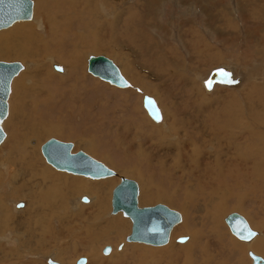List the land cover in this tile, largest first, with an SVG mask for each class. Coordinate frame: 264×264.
<instances>
[{"label":"rangeland","instance_id":"rangeland-1","mask_svg":"<svg viewBox=\"0 0 264 264\" xmlns=\"http://www.w3.org/2000/svg\"><path fill=\"white\" fill-rule=\"evenodd\" d=\"M75 1L77 7L68 5V0H34V18L42 20L45 25L37 31L44 39L49 40L50 37V24L45 22L46 18L48 20L52 13L59 16L57 19L55 16L50 17L55 18L57 24L51 20L54 25L51 31H58L57 38L45 45L52 47L55 44L50 53L43 49L42 43V46L35 43L31 49L33 55L27 59L0 56V61H20L25 66L13 81L9 114L3 122L6 139L0 146V171L5 176L0 180V219L8 216L13 219L6 227L0 228V264H48L45 257L51 255L53 249L58 250L55 257L61 264H76L81 257L87 258L86 264H184L190 259H193V264H251L247 253L250 244L230 232L224 217L239 212L247 218L253 229L264 236V0H95L93 5L98 9L94 11V18H91L93 15L88 10V0ZM69 8L71 12H76L78 18H73V22L67 24L72 30L67 39L66 33L61 30L67 32L64 28L67 21L62 15L66 13L68 16ZM72 8L76 9L73 11ZM118 14L120 20L127 18L126 23L136 27L137 34L125 31L126 24L113 32L102 29L100 34L92 33V29L98 32L105 27L104 23H112ZM97 16L103 19V23L98 22ZM33 20L22 22L29 25L33 24ZM22 22L0 30V35L17 28ZM95 42L102 44L101 47H94ZM219 51L227 59H219ZM90 54H104L113 59L131 82V88H115L90 74L87 71ZM48 56H52L56 65L63 68L62 72L55 70L52 63L46 60ZM72 61L76 64L75 73L71 71ZM221 64L234 66L246 75L257 72L254 75L256 78L252 77L253 74L247 75V81L238 89L232 88L237 85L236 82L231 85L221 75L210 80V88L207 83L204 85L202 79L210 69L229 67ZM226 71L231 73V78L239 76L231 69ZM134 80L144 81L153 90L145 92L139 89ZM145 93L157 99L163 111V123H155L144 110L142 97ZM128 96L131 97L132 105L124 106ZM134 103L137 110L133 114L137 115V111L139 114L132 118L129 124L132 129H129L126 122L133 114L128 117L121 109L128 114ZM179 114H186L188 119H182ZM109 115L110 118H107ZM46 120L61 126V132H51L46 128L40 130L39 135L30 133V124L43 122L47 125ZM136 123L140 125L136 127ZM187 125L189 128L184 127ZM110 128L116 131L114 135L108 131ZM16 134L21 138L22 148L27 146L28 151L38 154V163H41L37 167L39 169L45 166L56 174L81 178L87 183L114 180L109 189L106 213L94 216L92 204L96 195L90 192L73 194L66 201L56 197L52 216L48 214L49 202L46 199L39 202L17 196L13 189L20 183V178L12 176L25 171V168L7 160ZM156 137L161 138L157 140ZM50 138L73 142L76 150L83 149L119 174L134 179L139 185L140 207L161 203L179 211L183 221L172 230L170 241L162 246L128 242L127 245L125 237L131 232L132 221L121 212L111 215L112 191L119 183V177L92 180L55 169L41 153V146ZM115 138L121 140L120 144L115 142ZM245 143L247 153L245 146L239 147ZM141 156L147 162H138ZM257 163H262L263 170L259 175L251 169ZM205 170L209 175L212 171L218 173L216 193H221L223 188L235 195L223 197L215 193L217 205L222 211L215 227L234 239L232 243L210 230L213 211L208 201L212 199L210 191L213 184L203 178ZM235 171L247 177L241 179L240 174L233 176ZM252 179H259L260 183L254 185ZM148 185L153 193L168 191L175 193V198L149 201L143 192ZM191 192L196 196L185 197ZM83 194L89 196L92 202L79 204L77 208L71 207V201ZM182 200L183 205H179ZM13 201L26 204L18 208ZM37 206L43 208V211L38 209L41 213H35ZM81 209H85L84 219L77 216ZM115 216L129 221L122 236L110 241L101 240L95 249L88 251L75 243V238L69 243L62 238L63 241H36L35 245L28 246L12 242L16 237L28 235L21 226V220L27 217L43 219L42 223H32V228H39L36 234L45 232L44 226L49 224L55 231L58 230L59 220L66 217L74 227L79 228L78 233L93 235L96 225ZM183 222L188 223L190 229H199V241L193 246L191 255L177 250L166 252L172 243L181 245L190 241L192 231L180 230ZM66 235L68 237V233ZM180 237H187V241L179 242ZM122 243L125 245L118 249ZM86 244L91 246L92 240ZM107 245L112 247L109 255L103 253ZM256 253L264 257V253Z\"/></svg>","mask_w":264,"mask_h":264},{"label":"bare ground","instance_id":"bare-ground-1","mask_svg":"<svg viewBox=\"0 0 264 264\" xmlns=\"http://www.w3.org/2000/svg\"><path fill=\"white\" fill-rule=\"evenodd\" d=\"M93 1L95 0H88V5L87 7L89 12L92 13L93 16H91V18L93 17L94 18V11L97 10V6L93 5ZM124 2V1H123ZM150 2V1H149ZM148 2V3H149ZM71 4H74L76 6L77 4V1L75 0H68V5H71ZM138 4V3H137ZM78 6V5H77ZM76 6V7H77ZM131 7V6H130ZM67 8V7H66ZM76 8H72V10L74 11ZM71 8L67 9V12L68 13V16L66 15V13H64L62 16H64V18L66 19V25H64V28L67 29V32L64 31V29L61 30V32L63 33H66V38L67 36H70L72 30H70L68 27H67V24L70 23V22H73V18H78V15L76 14V12H71L70 11ZM137 11V10H136ZM75 13V15L73 16V14ZM98 13V12H97ZM58 15H60L58 13ZM51 16H55V18L57 19V17L59 16H56L55 13H52L48 18H46L45 22H48L49 27L50 29L48 31L49 32V40H46L43 38V35L41 36L40 34V31H37V29L41 28L42 27H45V25L42 24V20L40 19H37V18H34L33 24H27V23H23L22 21H19L22 22L21 25H17V28H13L11 29L10 31L4 33V34H1L0 35V56H3V55H9V56H13V57H16V58H24V59H27L28 56H32L33 53L31 52V49L34 47L35 43L38 44L39 46H42L41 43L44 45L43 49L44 50H49L48 53H50L51 51V48L53 46H55V44L52 46V47H46L45 45H47V42H50L52 40H55L57 38V28H56V31L57 32H54V31H51L52 27L54 26L53 24H51V20L56 24L55 22V18L52 17V19L50 18ZM115 19L113 20L112 23H104L105 27L101 28L100 30H98V32L96 31H93V29L91 30L92 33H101L102 29L107 31V32H113L115 30H118L119 27H121L122 24H126V29L125 31L127 32H132L134 34H137V31H136V27H133L131 25V23H126L127 22V18L126 19H122L120 20V15L118 14L115 15ZM87 17V16H86ZM112 17V16H111ZM127 17V16H126ZM128 17H131V16H128ZM114 18V17H113ZM97 19L98 22H102L103 19H101V17L97 16ZM166 19V18H165ZM92 20V19H91ZM57 21V20H56ZM83 22H86L88 23V21L84 20ZM105 22V21H104ZM44 23V22H43ZM94 23H97V22H93ZM103 23V22H102ZM108 24V25H107ZM28 25V26H27ZM57 25V24H56ZM89 25V23H88ZM107 25V26H106ZM61 26V24L59 25ZM110 29H109V28ZM61 28V27H60ZM132 28V29H131ZM41 32H43L41 30ZM47 33V32H46ZM60 33V32H59ZM85 34V33H84ZM83 34V35H84ZM113 34V33H112ZM127 34V33H126ZM93 35V34H92ZM107 36V35H106ZM109 36V35H108ZM247 36V35H246ZM84 37V36H83ZM98 37V36H97ZM258 37L257 36V40H258ZM72 38V37H71ZM99 38V37H98ZM102 38V37H101ZM116 38V37H115ZM255 38V37H254ZM68 39V38H67ZM261 39V38H260ZM78 40V39H77ZM85 40V38H84ZM262 40V39H261ZM62 42V41H61ZM122 42V41H121ZM124 42V41H123ZM257 42V41H256ZM263 42V41H262ZM125 43V42H124ZM102 44L100 43H97L95 42L94 43V47H101ZM131 45V44H130ZM129 45V46H130ZM263 45V44H262ZM79 46V45H78ZM124 46V45H123ZM75 47V46H74ZM131 47V46H130ZM128 48V47H127ZM162 48V47H161ZM9 49V50H8ZM121 49V48H120ZM54 50V49H52ZM208 51V49H207ZM259 51V49H258ZM39 52V51H38ZM231 52H229V55L231 56L230 54ZM168 54V53H167ZM228 54V53H227ZM225 53V55H227ZM51 55V54H50ZM104 55V54H103ZM158 55V54H157ZM206 55V53H205ZM209 55V54H208ZM162 56V55H161ZM250 56V55H249ZM6 57V56H5ZM219 59H227L226 57H224L223 55H221L220 51L218 52V56H217ZM228 57V56H227ZM253 57V56H251ZM47 61H50L52 63V66H56V63H55V59L52 57V56H48L46 57ZM262 58V57H261ZM231 59V58H230ZM252 59V58H251ZM1 60V59H0ZM253 60V59H252ZM264 60V59H263ZM229 61V60H228ZM231 62V61H230ZM264 62V61H263ZM247 63V62H246ZM253 64V63H252ZM221 65H228L229 67H226L224 68V70H232L234 71V73L236 75H239V79H241L240 83L238 85H235L233 86L232 88H240L241 85L246 81V74L244 72H242L241 70L238 69L237 71V68L234 67V66H231L229 64H221ZM71 71L73 73L74 70H75V67H76V64L72 61L71 62ZM125 66V64L123 65ZM219 66V65H218ZM261 67V65H260ZM263 67V66H262ZM25 68V66H24ZM223 69V68H220V67H214L212 69H210L209 73L207 74L206 77L203 78V83L204 85H206V82L210 81L212 79V77L215 75V69ZM255 69V68H254ZM214 70V71H213ZM159 72V71H158ZM21 73V72H20ZM91 74V73H90ZM253 76L257 74V72H253L252 73ZM124 75V74H123ZM220 75V74H219ZM125 76V75H124ZM250 76H251V73H250ZM96 77V76H95ZM255 77V76H254ZM98 78V77H97ZM178 78V77H177ZM256 78V77H255ZM175 79V78H174ZM135 81V85H138L139 86V89L142 88V90H145L146 91H152V86L148 85L147 83H145L144 81H141V80H134ZM182 81V80H181ZM188 81V80H187ZM193 81V80H192ZM195 81V80H194ZM193 81V82H194ZM234 82L236 80H233ZM189 82V81H188ZM186 83V82H185ZM188 84V83H187ZM191 84V83H190ZM193 84V83H192ZM231 85L233 83H230ZM186 85V84H185ZM216 87V86H215ZM214 87V89H215ZM251 88V87H250ZM196 89V87H195ZM213 89V90H214ZM218 89V88H217ZM212 90V91H213ZM251 90V89H250ZM157 91V90H156ZM130 92V91H129ZM252 92V90L250 91ZM158 93V91L156 92ZM198 93V92H197ZM146 94V93H145ZM199 94V93H198ZM232 94V93H231ZM250 94V93H249ZM254 94V93H252ZM149 95V94H148ZM156 95V94H155ZM205 95V93H204ZM203 95V96H204ZM234 96V95H233ZM200 97V96H199ZM207 97V96H206ZM143 98L144 96L142 97V104H143ZM203 99V98H202ZM215 99V98H214ZM212 101V100H211ZM207 102V101H206ZM205 102V103H206ZM161 103V102H160ZM211 103V102H210ZM208 103V104H210ZM204 104V103H203ZM227 104V103H226ZM234 105V104H233ZM207 106V104H206ZM160 107V105H159ZM161 109V107H160ZM164 110V109H163ZM162 111V109H161ZM147 112V111H146ZM51 113V112H50ZM162 114H163V111H162ZM166 114V113H165ZM242 114V113H241ZM43 115L40 114V116ZM149 116V115H148ZM167 116V114H166ZM44 117V116H43ZM176 117V116H175ZM236 117V116H235ZM106 118V117H104ZM107 118H110V115L107 116ZM151 118V117H150ZM162 121L159 122V123H163L164 122V117H162ZM166 118V117H165ZM239 118V117H238ZM46 119V118H45ZM140 119V118H139ZM177 119V118H176ZM259 119V118H258ZM131 120H132V117L127 119V126L129 129H132V127L129 126V124H131ZM47 121V120H46ZM155 122V121H154ZM153 122V123H154ZM49 123H52V122H48L47 121V125L46 123H43V122H38L37 123H34V124H30L28 126V129L30 130V133L33 134V135H39V131L42 130V129H48L49 131L51 132H55V133H59L61 132L62 130V127L59 126V125H56V124H53L48 126ZM157 123V122H155ZM157 123V124H159ZM156 124V125H157ZM138 125H140V123H136V127H138ZM162 125V124H161ZM165 125V124H164ZM163 126V125H162ZM222 126V125H221ZM229 126V125H228ZM234 126V125H233ZM172 128L173 125H171ZM170 127V131H172V128ZM249 129V128H248ZM109 132H113L112 135H114V133L116 131H114L112 128L108 129ZM118 132V130H117ZM137 133V132H136ZM135 133V134H136ZM139 133V132H138ZM236 133V132H235ZM141 134H143V132H141ZM236 137V135H235ZM14 140L11 142V144L13 143L12 146H10V149H9V157H8V161L15 165V166H18L20 165V167H23L25 168V171L23 172H19V173H15L12 177L13 178H17L19 177L20 180L18 183V186L14 187V192L17 194V196L19 197H27L30 199V201H43L44 199H46L48 202H49V212L48 214L50 216H52L54 213V210H53V207H54V203H55V199L56 197H58L60 200L62 201H66L68 200V197L73 195V194H76V193H79V192H90V194H94L96 196L95 197V202L92 204L94 207L93 209L95 210L94 212V216L96 215H99L101 213L104 214V212L106 213V209L108 206V195H109V189L110 187L113 185L114 183V180H106V181H103V182H94V183H87V182H84L83 180H81V178H77V177H70V176H65L63 174H56L54 173L51 169L47 168V167H43V169H39L37 168L39 165H41V163H38L39 161V157H38V154L32 150H27L28 147L26 146V148H22L21 147V144H20V141H21V138L20 136H18L17 134L15 135V137H13ZM11 138V139H13ZM115 142L119 143L120 144V139L118 138H115L114 139ZM123 140V139H122ZM217 140V139H216ZM254 142V141H253ZM231 143V141H230ZM233 143V142H232ZM238 143V142H237ZM256 143V142H255ZM186 144V143H185ZM188 145V144H187ZM232 145V144H231ZM235 145V144H233ZM239 145V144H238ZM246 145V143L244 145H239L242 146V148ZM254 147V146H253ZM245 148V152L247 153V146L244 147ZM83 150V149H82ZM145 152V151H144ZM42 153V151H41ZM144 155V154H143ZM198 156V154H197ZM140 163H144V162H147L144 158V156H141L140 157V161H138ZM220 165V163H217V165ZM261 164L262 163H257L255 164L251 169L253 170V172L256 171V174L259 175V174H262V167H261ZM259 165V166H258ZM2 167H5L4 165H1ZM219 167V166H218ZM224 167V166H223ZM220 169V168H219ZM211 170V169H210ZM63 172V171H62ZM199 172V171H198ZM208 171L205 170V173H204V179L208 180V181H211L212 184H213V187L211 188V195H212V199L208 201L209 205H210V208L212 209V221H213V225L210 227V230L213 232V234L215 235H221V236H224V238H226L230 243L234 242V239H231V237L229 238V236L227 237L226 236V233L224 232H221L220 230H218L216 227H215V224L217 223V221H219L221 219L220 217V214L222 213V211H220L218 205H217V202H216V198H215V193H216V190H215V185L217 184V180H218V173L215 174L214 171L210 172L211 175H209V173H207ZM33 175H32V174ZM246 173H249L246 171ZM207 174V175H206ZM213 174V175H212ZM240 176L242 175V173H240L239 171H235L233 176L234 175H239ZM74 175V174H72ZM133 175V174H132ZM231 175V174H230ZM4 173L0 171V180H2L4 178ZM125 176V175H123ZM232 176V177H233ZM127 177V176H125ZM247 175H242L241 176V179L242 178H246ZM87 178V177H85ZM117 178V177H116ZM127 178H130V177H127ZM7 179H10V177H7ZM90 179V178H88ZM112 179V178H111ZM115 179V178H113ZM118 179V178H117ZM132 179V178H131ZM92 180H95V179H92ZM134 180V179H133ZM121 181V179L119 178V182ZM135 181V180H134ZM250 182V180H249ZM263 182V185H264V180L262 181ZM251 183V182H250ZM260 183V180L259 179H252V184L256 185V184H259ZM60 184H63V185H60ZM1 185V184H0ZM237 186L239 185L240 186V183H237L236 184ZM235 185V186H236ZM249 185V183H248ZM204 187V183H202V186H201V189H203ZM264 187V186H263ZM73 188V189H72ZM157 188V187H155ZM218 188V186H217ZM72 189V190H71ZM115 189V188H114ZM113 189V191H114ZM241 189V188H240ZM222 192L221 193H216L217 195H221L223 197L227 196L228 194L233 197L235 195H231V193H229L230 191L228 190H224L222 188ZM113 191H112V199H111V207H112V200H113ZM153 190H151V188H149V185L148 187L146 188V190H143V192L145 193V198L149 201H152V200H171V199H174L175 197V193H171V192H168V191H161L159 190L158 192L156 193H153L152 192ZM256 191V190H255ZM263 191H264V188H263ZM141 193V191H140ZM260 193V192H259ZM243 196H245L243 193H241ZM264 194V192H263ZM138 195H139V187H138ZM138 195H137V201H138ZM185 195V194H184ZM260 195V194H259ZM83 196H87L86 194H83V195H79L77 196L76 198H74L71 202V207L73 206V208H77V206L80 204H84L83 201H81L82 197ZM196 196L195 194H192V192L187 196L185 195V197H194ZM89 197V196H88ZM244 199V197H243ZM255 200V199H254ZM253 200V201H254ZM258 200V198L256 199ZM14 202V201H13ZM92 202V199L91 201ZM89 202V203H90ZM15 203V207H16V203L17 202H14ZM18 204V203H17ZM26 204V202H25ZM85 204H88V203H85ZM161 204V203H159ZM257 204V203H256ZM179 205H183V200H182V203ZM138 206H139V203H138ZM154 206V205H153ZM236 206V205H235ZM26 207V206H25ZM140 207V206H139ZM147 207V206H146ZM223 207V206H222ZM113 208V207H112ZM140 208H143V207H140ZM38 209H41L43 211V208L40 207V206H37L36 210H35V213H41L42 211H38ZM110 212V211H109ZM122 212V210L118 211L117 213ZM57 213V212H55ZM117 213H113L111 211V215H114V214H117ZM229 215V214H228ZM79 218H85V209H81L77 215ZM227 216V215H226ZM225 216V217H226ZM58 217V216H57ZM121 217V215H120ZM118 216H115V217H112V218H109L108 221H105L104 223L102 224H99V225H96V227L94 228V231H93V235L92 233L91 234H87V233H83V232H79L78 233V229L79 228H76L73 226L72 222L71 221H68V218L63 217V220H59V224H57V227H58V230L56 229V231L54 230L53 226L51 224H49L48 226H44V228L46 229L45 232L41 233V234H36V230L39 229V228H32V223L34 222L35 224H38V223H42L43 222V219L41 218H38V219H32V217H27V218H24L23 220H21V226L22 228H24L25 230H27V236H20V237H16L13 239V243H18V244H22V245H26L28 246L29 245H35L36 244V241L40 242V241H44V240H47V242H50L52 240L54 241H58L62 238L65 239L66 243H69L72 239H76L75 240V243H77L79 246L81 247H84V251H88L91 250V249H95L97 246V243L100 242L101 240L103 241H110V240H113L115 238H120L122 236V233L126 230L127 226H129V221L127 222L125 219H122ZM225 217H224V221H225ZM83 218V219H84ZM129 218V217H128ZM13 218L11 217H6L4 219H0V228H4L7 226V224H9V222L12 220ZM130 219V218H129ZM255 219V218H253ZM33 220V221H32ZM36 220V221H35ZM58 221V220H57ZM90 221V220H89ZM131 221V219H130ZM257 221V220H255ZM258 222V221H257ZM226 223V221H225ZM227 224V223H226ZM188 223H184L181 224L180 226V230L181 232L182 231H192V237L190 239L189 242H187L186 244H181V245H176V244H170L167 248H166V252L169 253V250H171L172 252H175V250L177 251H181L183 253H188V255H191L190 252L193 248V246L196 244L197 241H199V237L201 236V232L199 231V229H196V230H193V229H190V227H188ZM20 226V227H21ZM228 226V225H227ZM257 226V225H256ZM55 227V226H54ZM229 227V226H228ZM19 228V227H18ZM17 228V229H18ZM15 229V230H17ZM132 229V227H131ZM230 230V228H229ZM74 231V232H73ZM257 231V230H256ZM231 232V230H230ZM259 232V231H258ZM66 233H68V237L66 235ZM131 233V232H130ZM172 233V232H171ZM232 233V232H231ZM173 234L175 235L176 232H173ZM234 235V234H233ZM36 237V238H35ZM86 237H89V238H86ZM127 237V236H126ZM126 237H125V243L128 244L129 243H140V242H130V241H127L126 240ZM237 237V236H236ZM239 239V238H238ZM92 240V245L91 246H87L86 243L90 242ZM236 240V239H235ZM240 240V239H239ZM63 241V239L61 240ZM242 241V240H241ZM41 244H44L42 243ZM59 243V242H58ZM61 243V242H60ZM124 243V244H125ZM248 244H250V248L253 249V251L255 250L256 252H260V253H264V236H262V234H259L256 235L250 242H247ZM127 244V245H128ZM145 244V243H144ZM167 244V243H166ZM62 244H60L61 246ZM148 245H151V244H148ZM165 245V244H164ZM100 246V245H99ZM117 246V245H116ZM143 246V245H142ZM153 246H156V245H153ZM162 246V245H160ZM35 248V247H34ZM33 248V249H34ZM66 248V247H65ZM65 248H61L62 250H64ZM123 248V247H122ZM196 248V247H195ZM249 248V250H250ZM147 249V248H145ZM140 250V249H139ZM248 250V251H249ZM57 249H53L52 251V254L51 255H48L45 257V260L48 264H51L48 259L51 258L54 262H57L59 264H61L60 262H58V259H56L57 255ZM95 251V250H94ZM92 251V252H94ZM247 251V253H248ZM112 252V251H111ZM255 252V253H256ZM58 254V253H57ZM258 254V253H257ZM56 255V257H55ZM113 255V254H112ZM111 255V256H112ZM249 255V254H248ZM41 256V255H40ZM50 256V257H49ZM49 257V258H48ZM192 257V256H191ZM43 258V257H42ZM1 260H3V258H1ZM41 260V259H40ZM39 260V261H40ZM135 260V259H134ZM88 261V260H87ZM77 263V261H76ZM184 264H193V259H190L189 261H185ZM251 264H252V259H251Z\"/></svg>","mask_w":264,"mask_h":264},{"label":"water","instance_id":"water-1","mask_svg":"<svg viewBox=\"0 0 264 264\" xmlns=\"http://www.w3.org/2000/svg\"><path fill=\"white\" fill-rule=\"evenodd\" d=\"M34 14V0H0V30L10 28L19 21H31L34 19ZM23 69L24 64L20 61H0V146L6 139L3 122L9 114V97L12 84ZM55 70H57V65ZM87 71L112 86L121 89L131 87V82L123 75L120 66L106 55L90 54L87 58ZM219 74L218 71H215L212 79L219 76ZM143 96V107L149 117L157 123L161 122L163 118L159 121L154 119L152 109L148 103L149 100L154 101V107L158 108L160 115L163 117L157 99L148 94ZM41 151L46 162L59 171L95 180L109 177H119L121 179L113 191L112 212L117 213L122 210L123 215L131 219L132 229L126 237L127 241L156 246L164 245L170 241L174 227L183 221V215L179 211L164 204L140 208L137 201L139 185L136 181L119 174L118 171L111 168L104 161L95 158L85 150H76L73 142L50 138L43 143ZM85 197H87V202L84 199ZM81 201L89 203L91 199L88 196H83ZM24 205V202H19L17 207L22 208ZM225 221L232 234L244 242H250L259 233L251 227L247 218L239 212L230 213L225 217ZM249 229L256 235L250 239H242L241 236L248 237ZM181 238L178 239L179 242L187 241V239L182 241ZM124 245V243L120 244L118 249H121ZM108 249L112 251L111 245L103 248L105 255L111 253V251H107ZM248 254L252 259V264H264L262 255L255 253L253 250H249ZM48 261L51 264H59L51 258ZM82 262L87 263V258H79L76 264H82Z\"/></svg>","mask_w":264,"mask_h":264},{"label":"snow or ice","instance_id":"snow-or-ice-1","mask_svg":"<svg viewBox=\"0 0 264 264\" xmlns=\"http://www.w3.org/2000/svg\"><path fill=\"white\" fill-rule=\"evenodd\" d=\"M57 70H58V71H63V69L60 68L59 66H57ZM218 71H219L220 75L224 78V80H225L227 83H234V81H233L232 78H231V73H230V72H228V71H226V70H224V69H219ZM206 83H207L208 87L210 88V87H211V81H208V82H206ZM148 103H149V106H150L151 109H152V115H153L154 119H156L157 121L161 120V119H162V116L160 115L158 108H155V107H154V101L149 100ZM88 163H94V162H88ZM84 199H85V201L87 202V197H85ZM254 235H256V233L252 232V231L249 229V230H248V237H243V236H241V238H242V239H245V238L250 239V238H251L252 236H254ZM185 239H187V237H182V238H181L182 241L185 240ZM107 251H111V249H108ZM82 264H86V262H82Z\"/></svg>","mask_w":264,"mask_h":264},{"label":"crops","instance_id":"crops-1","mask_svg":"<svg viewBox=\"0 0 264 264\" xmlns=\"http://www.w3.org/2000/svg\"><path fill=\"white\" fill-rule=\"evenodd\" d=\"M263 40H264V38H263ZM216 45V44H215ZM217 46V45H216ZM119 65V64H118ZM120 66V65H119ZM121 68V67H120ZM210 68H208V69H206L207 71L209 70ZM232 71V70H231ZM234 72V71H233ZM176 74H178L177 72H175ZM174 73V74H175ZM247 75H250L249 73L247 74ZM247 75H246V81H247ZM252 75V74H251ZM252 77H254V76H252ZM232 79L233 80H236L235 82L237 83V85L240 83V81H241V79H239V77H232ZM263 79H264V77H263ZM203 80V79H202ZM245 81V82H246ZM242 86V85H241ZM115 88H117V87H115ZM131 87H129V88H126V89H130ZM118 89H121V88H118ZM126 89H122V90H126ZM209 90H211L212 91V89H209ZM236 92H238V91H236ZM243 102L244 103H247V101L246 100H243ZM123 103V102H122ZM124 106H131L132 105V100H131V97L130 96H128V98L124 101ZM144 108V107H143ZM122 110V112H124L123 114H125L126 116H128V117H130V114H133V112H136V110H137V105L134 103V107L132 108V110L128 113V114H126V112L124 111V109L122 108L121 109ZM145 110V109H144ZM138 111H137V115H134L133 114V117L132 118H135L136 116H138ZM148 114V113H147ZM180 115V117L182 118V119H185V118H187V115L186 114H179ZM113 116H115V114L113 115ZM188 119V118H187ZM179 121V120H178ZM184 122V121H183ZM183 122H182V126L184 125L183 124ZM179 123H180V121H179ZM184 127H186V128H189L188 127V125L187 126H184ZM195 128V127H194ZM158 138H161V137H156V139L157 140H159Z\"/></svg>","mask_w":264,"mask_h":264}]
</instances>
